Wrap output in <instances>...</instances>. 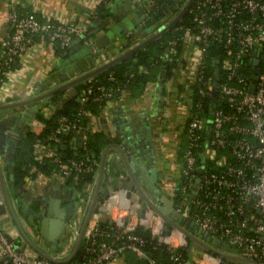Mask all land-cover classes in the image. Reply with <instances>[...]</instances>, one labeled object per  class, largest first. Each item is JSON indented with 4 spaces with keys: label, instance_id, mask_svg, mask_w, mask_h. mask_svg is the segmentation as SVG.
<instances>
[{
    "label": "built area",
    "instance_id": "1",
    "mask_svg": "<svg viewBox=\"0 0 264 264\" xmlns=\"http://www.w3.org/2000/svg\"><path fill=\"white\" fill-rule=\"evenodd\" d=\"M154 2L146 0L150 9ZM186 2L181 0L176 7L173 2L169 16L166 14L157 20L159 28ZM148 15L150 17L149 10ZM184 15H188L185 23L181 22ZM184 15L168 29L172 30V35L158 56L170 63L188 50L195 57L194 75L183 91L188 103L186 139L182 160L178 163L177 188L170 200L179 214L194 226L225 240L237 249L238 255L264 264V0H193ZM8 19L11 32L2 42L0 82L32 42V35L46 34L65 49L81 30L76 22L41 20L33 12H19L13 4ZM213 45L217 49L209 66L214 67V74L207 75L206 55ZM253 59L257 73L250 70ZM148 68L147 64H139L137 72H147ZM133 74L132 70L128 76ZM91 78L93 76L84 79V86L76 91V114L58 116L55 125L43 138H38L34 146V157L38 161L48 159L53 163L49 173L37 171L36 174L69 179L74 184L90 176L83 181L87 188L90 186V191L94 188L98 160L86 147V130L93 118L92 115L90 120L84 121L88 113L86 105L89 102L105 104L127 90L115 80L112 71L106 76L112 84L105 85ZM251 82H254L252 90ZM207 96L209 107L207 113H203ZM50 104L41 107L42 115L52 114L56 104L54 101ZM72 137L78 141L77 146L70 155L64 156L60 148ZM124 195L123 189L115 192L107 210L102 212V219L111 220L114 227H100L98 221L102 219L93 224L88 222L79 259L50 260L20 246L0 231V264H111L126 248L145 258L148 264H156L143 250V239L134 232L137 224L150 227L152 235L165 242L175 256V247L185 246L183 233L177 228L165 233L164 220L151 209L147 208L144 216L139 215L142 206L135 192H131L129 198ZM113 205L119 210L114 218ZM79 210L81 212L82 207ZM149 216L154 217L153 223ZM236 262L230 263L220 255L202 250L198 260H186L184 264Z\"/></svg>",
    "mask_w": 264,
    "mask_h": 264
},
{
    "label": "crops",
    "instance_id": "2",
    "mask_svg": "<svg viewBox=\"0 0 264 264\" xmlns=\"http://www.w3.org/2000/svg\"><path fill=\"white\" fill-rule=\"evenodd\" d=\"M98 1L0 0V53L3 40L11 32L8 12L12 4L19 12H33L41 20L48 18L56 22L73 21L81 28L80 32L73 36L68 50L63 52H59L57 43L49 38L43 36L33 38L27 49L17 57L16 66L10 69L0 82V104L28 99L54 88L149 36L145 30L150 24L149 4H145L143 0H113L110 4L111 14L98 17L93 13ZM174 2L176 7L181 0ZM135 3L137 9L134 8ZM143 14L145 17L142 20L140 17ZM123 19L126 23H122ZM158 24L154 21V30L159 28ZM95 28H99L98 32L91 33ZM103 33L107 34L103 38L105 46L94 47L92 52L88 47V41ZM83 38L86 40H82ZM194 60L193 53L188 50L181 52L171 66L159 69L156 78L146 83L142 93L132 95L126 90L118 98L106 102L100 112L93 115L88 129L91 132H99L100 139L104 141L97 159L96 178L104 148L108 146L107 159L110 160L117 151L115 145L125 144V148H130L143 162L145 168L154 170L156 186L162 194L172 199L171 193L177 188L178 163L182 160L186 139L188 103L185 101L183 91L194 75ZM52 102L53 99H49L47 102L37 101L0 109V165L5 177L8 198L21 229L45 253L54 259L63 260L72 252L78 236L77 229L72 227L73 220L66 223L64 233L62 231L56 239H46L35 227L40 219L36 217L34 210L47 209L51 202L53 210L57 211L56 201L60 200L59 206L64 207L71 200L77 199L81 191L84 194L80 196L81 199H87L91 194L90 186L87 188L83 183L81 187H77V184L71 181L53 175L39 174L26 177L19 184H15L10 176L17 140L29 129L39 132L42 128L41 122L36 116L33 117L32 111L41 112L42 106L51 105ZM77 142L72 137L67 145L74 149ZM109 170L110 166L106 164L104 173ZM109 182L108 178L103 179L101 189ZM95 183L96 180L93 187ZM2 202L0 189V203ZM157 202L160 203V198ZM112 207L114 218L119 210L114 205ZM149 217L153 223L154 217ZM102 218V212L94 213L89 223L93 224ZM0 231L13 238L20 246L32 251L20 237L9 214L1 211ZM111 264L125 263L120 257Z\"/></svg>",
    "mask_w": 264,
    "mask_h": 264
},
{
    "label": "water",
    "instance_id": "3",
    "mask_svg": "<svg viewBox=\"0 0 264 264\" xmlns=\"http://www.w3.org/2000/svg\"><path fill=\"white\" fill-rule=\"evenodd\" d=\"M192 1L193 0H187L180 11L165 25L157 28V30H154L153 25L155 18H150V24L145 28V30L149 33V36H147L137 44L124 50L123 52L119 53L118 55L36 96L21 101L0 104V109L37 101L47 102L56 92L62 90H64L69 96H74L76 94V90L74 88V85L76 83H79L84 79H87L88 77L98 74L109 66L131 55L137 49L145 46L152 40L163 35L185 14ZM143 2L146 4V0H143ZM136 5L137 3H135L134 8L137 9ZM144 17L145 15L143 14L140 18L143 19ZM124 22L126 23L125 19L122 20V23ZM98 30L99 28H95L91 31V33L96 34ZM106 35L107 34L105 33L99 34L93 40L88 41V47L92 50V52L94 51V47L101 48L105 46L103 38H105ZM82 40H86V38H83ZM252 63L253 66L250 70L252 73H257L258 68L254 66L256 60L253 59ZM216 71L217 68L215 69V72ZM253 87L254 82H251L250 89L252 90ZM32 112H34L33 117H35L36 112ZM115 146L117 148V151L114 152L113 156H111V161L107 159L108 146L104 148L101 154L96 183L93 190L91 191V194L88 197L89 199H81L80 196H84L83 192L81 191L78 193L77 199L71 200L64 207L59 206L60 200L56 201L57 211L55 209L53 210V205L51 202L49 203L47 209L40 208L34 210L36 213V217L40 219L38 225H35V227L38 229L41 236L46 239H56V237L65 229L66 223H68V221L70 220H73V225H75V228L77 229L78 236L72 252L66 259H63V261L71 259L80 247L82 241L85 239L84 232L91 215L94 213L105 212L108 208L107 205L109 203L110 197L112 195H115V192H117L119 189H123L125 190L124 196L126 198L130 197L131 192H135L138 195V202H140L142 206L139 210V215L141 217L144 216L147 208L151 209L154 215H159L164 220L167 227V229L164 231L165 233H169L172 228H177L183 233L185 246L197 244L200 246L201 250H206L212 255H220L222 259H226L230 263H235V261H237L236 264H258L254 259L238 255L237 249L231 247L225 240L220 239L216 235H211L207 230H203L199 226H194V224L191 223L189 219H185L183 216H181L179 212L173 207L171 200L166 195L162 194L160 189L156 186L153 172L154 170L152 168H145L143 162L137 158V155L134 152H131L130 148H125V144H123L122 146ZM106 164L110 166V170L107 173H104ZM106 178H108L110 182L109 184H107V186L101 189L102 180ZM0 189L3 196V202L0 203V211L9 214V216L14 221V224L22 240H24V242L39 255L50 260H57L45 253L38 245L30 240L21 229L8 198L5 177L3 175L1 165ZM159 198L160 203L157 202ZM81 207L82 211L80 212L79 209ZM109 222L112 223L111 220H109Z\"/></svg>",
    "mask_w": 264,
    "mask_h": 264
},
{
    "label": "trees",
    "instance_id": "4",
    "mask_svg": "<svg viewBox=\"0 0 264 264\" xmlns=\"http://www.w3.org/2000/svg\"><path fill=\"white\" fill-rule=\"evenodd\" d=\"M110 1L111 0H99L94 8V14L98 17H106L109 16L110 13ZM174 2V0H155L154 6L149 9L150 18H155V22L164 14L169 12V6ZM188 15H184V18L181 22H186ZM172 35V30H168L160 37L152 40L145 46L137 49L131 55L125 57L124 59L116 62L115 64L109 66L103 71L99 72L95 76H93V80H100L105 85L112 84V81L107 80L106 76L109 71H112L115 80L121 83L132 95L140 94L143 92L146 83L150 80H154L156 78V73H159V69L165 67L167 69L174 62H167L163 59H159L158 56L163 51L167 38ZM49 38V40L57 43V49L59 52H63L68 50L69 47L62 49L59 47V44L56 39L49 37L46 34H34L33 38L39 37ZM130 38V36H125ZM216 45L210 46L207 51L206 59L208 65V71H206L207 75L214 74V67L209 66L212 57L216 53ZM153 62V63H152ZM17 62L11 65V69L16 66ZM139 64H147L148 70L147 72H137V66ZM134 71L132 76H128L129 72ZM92 80V81H93ZM85 81H81L74 85L76 91L80 89V87L84 86ZM50 99H53L55 102V107L53 112L49 116H43L40 112H36V118L41 122L42 128L39 132H35L31 129L27 130V132L17 140L15 146V155L14 160L11 165L10 176L12 181L15 184H19L26 177H33L36 175L37 171L43 173H49L51 168L53 167V163L48 159H44L43 161H38L34 157V146L35 142L38 138H43L47 132L55 125L56 119L58 116L67 115L72 117L76 114L78 110V102L76 101V95L69 96L64 90L56 92ZM208 102L209 97L205 98L203 104V113H207L208 110ZM103 102H89L86 107L88 109L87 116L85 115L84 121H88L91 119L92 115H97L101 107L103 106ZM87 136V149L94 153V156L98 159L100 156V151L104 145V141L100 139V133L96 131H90L88 128L86 130ZM72 150L69 145L61 146L60 152L64 154V156H68L72 153ZM82 148H80V151ZM32 167H35V170H32ZM90 176H85L81 179L77 187H81L83 181L86 179H90ZM70 181L69 179H67ZM98 225L100 227H106L111 229L114 227L113 223H110L108 219H102L98 221ZM134 232L138 234L143 239V250L151 256L156 264H184L186 260H190V246H178L175 247L173 253L175 256H172L171 249L169 246L162 241L157 239V236L152 235L150 227H146L142 224H137ZM19 241V240H18ZM18 243V242H16ZM19 244V243H18ZM82 245L78 248L76 253L73 255L71 259L68 261L77 260L81 257ZM121 257L125 264H148L147 260L143 257H140L136 254L135 251L126 248L122 251ZM174 258V259H173ZM105 264V263H104ZM110 264V263H106ZM193 264V263H192Z\"/></svg>",
    "mask_w": 264,
    "mask_h": 264
},
{
    "label": "rangeland",
    "instance_id": "5",
    "mask_svg": "<svg viewBox=\"0 0 264 264\" xmlns=\"http://www.w3.org/2000/svg\"><path fill=\"white\" fill-rule=\"evenodd\" d=\"M173 17V16H172ZM172 17H170V18H168V20L166 21V22H168ZM215 96V95H214ZM62 233H64V231L62 232ZM200 250V251H199ZM190 260H198V258L201 256V252H202V250H201V248H200V246L199 245H197V244H193V245H191L190 246Z\"/></svg>",
    "mask_w": 264,
    "mask_h": 264
},
{
    "label": "flooded vegetation",
    "instance_id": "6",
    "mask_svg": "<svg viewBox=\"0 0 264 264\" xmlns=\"http://www.w3.org/2000/svg\"><path fill=\"white\" fill-rule=\"evenodd\" d=\"M169 13H170V12H167L166 14L169 16ZM166 14L162 15V17L165 16ZM166 19H167V17H166ZM166 21H167V20H166ZM165 24H166V23H165ZM165 24H164V25H165Z\"/></svg>",
    "mask_w": 264,
    "mask_h": 264
}]
</instances>
